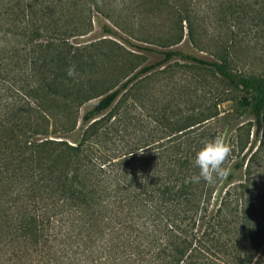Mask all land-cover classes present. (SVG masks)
I'll return each instance as SVG.
<instances>
[{"label": "trees", "instance_id": "16d2710c", "mask_svg": "<svg viewBox=\"0 0 264 264\" xmlns=\"http://www.w3.org/2000/svg\"><path fill=\"white\" fill-rule=\"evenodd\" d=\"M111 1L0 0V256L8 248L20 263L35 252L34 264H264V187L256 173L264 160V76L233 70L227 47L212 60L169 47L182 40L184 20L195 40L184 6L165 49L134 45L159 59L105 85L86 72L97 65L94 56L79 54L67 38L90 31L93 9L111 19ZM232 1L227 9L249 6ZM104 34L117 33L105 25ZM175 59L219 79L217 102L242 92L239 104L250 117L237 127L239 158L230 157L214 212L208 208L220 180L185 183L198 173L196 152L214 138L203 125L191 128L215 116L211 107L195 120L159 121L160 151L137 152L150 144L139 141L113 147L118 129L107 125L138 78ZM71 66L75 77L67 75ZM78 120L79 141L49 138L72 132ZM240 172L244 179L235 181Z\"/></svg>", "mask_w": 264, "mask_h": 264}, {"label": "rangeland", "instance_id": "374dc122", "mask_svg": "<svg viewBox=\"0 0 264 264\" xmlns=\"http://www.w3.org/2000/svg\"><path fill=\"white\" fill-rule=\"evenodd\" d=\"M243 1L245 5L249 4L245 9H227V5L234 3L232 0H162L160 4L145 0L111 1V9H105L111 19L93 9L90 31L67 39L73 47L78 48L79 54L94 56L97 65L86 70L88 75L95 73L98 81L111 86L125 75H132L144 64L159 59L158 53L140 50L134 45L165 49L161 46L163 41L169 40L171 33L178 31V11L183 13L182 8L188 6L195 40L188 37L187 23L184 20L182 40L169 47L209 60L217 59V53L227 47L233 70L264 76V0ZM69 16L64 11L62 19L67 21ZM105 25L112 27L117 34H104ZM134 67L137 68L133 70ZM138 79L126 93L125 101L106 115L107 125L118 129V133L113 132V147L121 148L126 143L135 145L139 141V146L150 144L139 148L137 152L149 148L160 151V145L166 137L163 138L164 132L157 126L159 121L166 123L164 117L181 120L185 116L195 120V117H200L201 111L208 113L206 109L211 107L215 116L191 128L203 125L201 129H207L214 138L222 136L233 149L236 148L237 127L250 120L239 104L242 92H231L230 97L233 99L217 102L216 93L223 88L219 79L212 76L209 69L199 68L180 59L172 60L162 70ZM95 100L82 104L79 108L80 115ZM83 128L78 120L72 132L66 135L50 132L49 138L64 136L65 140L74 144L79 141ZM52 129L53 126L50 125L48 130ZM253 139L251 129L248 146ZM111 154L109 151L108 155ZM238 158L236 152H232V159ZM232 159L226 164L229 170ZM260 163L256 173L264 187V160ZM243 179V173H237L235 181ZM223 180L224 178L220 179L213 191L208 208L210 212H214L220 205L225 189ZM196 229H199V224ZM53 247L56 248L57 245ZM13 249L17 250L18 245L14 244ZM7 251L8 248L1 254L0 264H34V259L38 257L35 252L29 253L31 257L20 263L11 255V251Z\"/></svg>", "mask_w": 264, "mask_h": 264}, {"label": "clouds", "instance_id": "9594fccd", "mask_svg": "<svg viewBox=\"0 0 264 264\" xmlns=\"http://www.w3.org/2000/svg\"><path fill=\"white\" fill-rule=\"evenodd\" d=\"M67 75L69 77L77 75L75 66L67 69ZM232 152V146L222 136L205 141L194 158V166L198 169V173L188 177L185 183L204 181L208 185H213L226 177L230 171L226 164Z\"/></svg>", "mask_w": 264, "mask_h": 264}]
</instances>
